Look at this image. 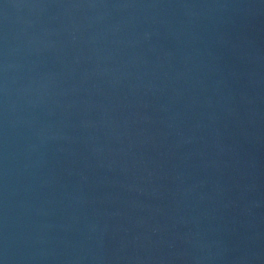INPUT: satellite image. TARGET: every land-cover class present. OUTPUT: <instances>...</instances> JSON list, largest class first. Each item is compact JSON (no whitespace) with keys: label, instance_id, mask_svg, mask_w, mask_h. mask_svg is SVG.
I'll return each mask as SVG.
<instances>
[{"label":"water","instance_id":"1","mask_svg":"<svg viewBox=\"0 0 264 264\" xmlns=\"http://www.w3.org/2000/svg\"><path fill=\"white\" fill-rule=\"evenodd\" d=\"M0 264H264V0H0Z\"/></svg>","mask_w":264,"mask_h":264}]
</instances>
